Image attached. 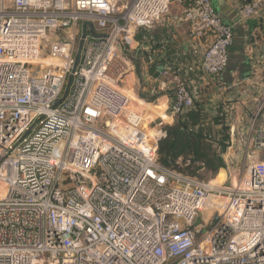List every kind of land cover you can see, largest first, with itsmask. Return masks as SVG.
Wrapping results in <instances>:
<instances>
[{
	"label": "built area",
	"instance_id": "2783aa9c",
	"mask_svg": "<svg viewBox=\"0 0 264 264\" xmlns=\"http://www.w3.org/2000/svg\"><path fill=\"white\" fill-rule=\"evenodd\" d=\"M122 1L0 0V264H264V96L240 125L202 99L230 65L233 25L212 0H178L190 38H210L185 66L147 36L173 0ZM242 1L241 21L264 13ZM141 59L166 100L155 124L130 86ZM208 106L229 126L209 139L221 184L159 160L166 122L200 112L198 131Z\"/></svg>",
	"mask_w": 264,
	"mask_h": 264
},
{
	"label": "crops",
	"instance_id": "0c3cea01",
	"mask_svg": "<svg viewBox=\"0 0 264 264\" xmlns=\"http://www.w3.org/2000/svg\"><path fill=\"white\" fill-rule=\"evenodd\" d=\"M212 1L223 19L233 25L235 42L231 49L230 63L234 64L235 61V67H228L218 81L207 82L202 91V99L208 105H218L224 110L223 112L237 108L233 121L240 125L241 118H247L245 111L255 105L258 98L264 96L262 80L264 72L262 70L260 72L257 66L258 58L264 53V13H258L253 18L241 21L238 17V9L242 0ZM175 17L172 23L173 29L158 30L148 40L154 44L155 56L167 54L176 59L179 55V61L189 66L201 57L210 38L192 40L190 26L179 22ZM160 21L159 19L155 24L157 22L159 24Z\"/></svg>",
	"mask_w": 264,
	"mask_h": 264
},
{
	"label": "trees",
	"instance_id": "16d2710c",
	"mask_svg": "<svg viewBox=\"0 0 264 264\" xmlns=\"http://www.w3.org/2000/svg\"><path fill=\"white\" fill-rule=\"evenodd\" d=\"M200 120V112H193L185 116V120L179 119L165 125L167 136L160 141L159 160L194 176H197L199 169L206 167L215 175L219 174L215 180L221 182L225 179L224 161L203 131L193 129ZM226 138L225 135L224 140ZM180 158L182 166L179 165ZM202 162L203 166L199 164Z\"/></svg>",
	"mask_w": 264,
	"mask_h": 264
},
{
	"label": "rangeland",
	"instance_id": "374dc122",
	"mask_svg": "<svg viewBox=\"0 0 264 264\" xmlns=\"http://www.w3.org/2000/svg\"><path fill=\"white\" fill-rule=\"evenodd\" d=\"M125 1L126 0H123L120 3V6H122V4ZM185 7H186V4L182 5V3L179 2L178 0H173V2L171 4V7H170V12L160 18L161 21H160L159 24L157 22V24H155L154 27H152L150 30H148V35H147L148 38L150 39V36L151 35H155V33L158 32V30L159 31H163L165 29L166 30L173 29L172 23L174 21V16L179 15L182 12L183 8H185ZM143 58H144V61H146L147 58H148V54H145V55L143 54L142 59ZM142 59L140 60V67L137 68L136 75L135 76H130V86H131V88H134V94L135 95H138L142 99H145L147 102L154 103V105H151V106H149V105L144 106L145 103L141 102V105H142L141 107H146V110L148 112L152 113V115H151L152 117H150V119H156L157 117H159L158 115L160 113H163V110L166 107V100L162 99L161 97H157V98H161L160 99V103H157L158 101H157V98L152 93L151 85L148 86L143 81L142 69H141L142 61H143ZM233 63L234 64L230 63L229 67H235V61ZM159 96H161V95H159ZM135 101H137V100L134 98L133 102H135ZM157 104H158L159 107H156ZM135 105L138 106V102H136ZM207 109H209V110H208L207 113L206 112L204 113L203 125L199 129H201L203 131V133H204L205 137H207V139L215 140V137H217L218 135L225 134L226 133L225 130L228 131L229 126L226 127V125H224L223 127H221V126L217 127V124H220V118L219 117H213V112L211 111L212 109H211L210 106H208ZM245 112L247 113V110ZM236 113H237V108L231 109V111H228L227 115L228 116L231 115V117L234 119L236 117ZM221 118H223V117H221ZM159 119L160 118L156 119V122H154L153 124L159 122ZM174 121L175 120H173V122L167 121L166 123H167V125H170L172 123H175ZM225 127H226V129L224 130ZM237 173H238L239 177H241L243 175V173H244L243 168H242V170L240 172H237ZM224 174H225V179L223 181L219 182V181L215 180L219 174L215 175L213 172H211L210 170H208L205 167V168L199 169L197 176L200 179L204 180V181H214L216 183H220L221 184V183H223L226 180V172Z\"/></svg>",
	"mask_w": 264,
	"mask_h": 264
},
{
	"label": "water",
	"instance_id": "95a60500",
	"mask_svg": "<svg viewBox=\"0 0 264 264\" xmlns=\"http://www.w3.org/2000/svg\"><path fill=\"white\" fill-rule=\"evenodd\" d=\"M163 70V65H159V66H153L150 69V72L155 76V77H159L160 72ZM218 220V217L215 218V221Z\"/></svg>",
	"mask_w": 264,
	"mask_h": 264
},
{
	"label": "bare ground",
	"instance_id": "6f19581e",
	"mask_svg": "<svg viewBox=\"0 0 264 264\" xmlns=\"http://www.w3.org/2000/svg\"><path fill=\"white\" fill-rule=\"evenodd\" d=\"M140 103H141V102H140ZM144 103H145V102H144ZM147 105H148V104H146V103L144 104V106H147ZM160 107H161V106H160ZM151 117H152V116H151ZM152 132H153V130H152Z\"/></svg>",
	"mask_w": 264,
	"mask_h": 264
}]
</instances>
